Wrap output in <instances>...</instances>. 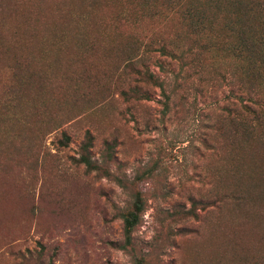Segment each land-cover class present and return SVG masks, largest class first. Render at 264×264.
I'll return each mask as SVG.
<instances>
[{"label":"rangeland","instance_id":"374dc122","mask_svg":"<svg viewBox=\"0 0 264 264\" xmlns=\"http://www.w3.org/2000/svg\"><path fill=\"white\" fill-rule=\"evenodd\" d=\"M0 264H264V0H0Z\"/></svg>","mask_w":264,"mask_h":264},{"label":"trees","instance_id":"16d2710c","mask_svg":"<svg viewBox=\"0 0 264 264\" xmlns=\"http://www.w3.org/2000/svg\"><path fill=\"white\" fill-rule=\"evenodd\" d=\"M249 52V61L250 64L253 66L256 61L254 60L253 57H251V55L255 54V52L253 51V49L251 48H246ZM89 139V137H88ZM88 148H89V143H86L82 146V154L79 156V161L84 164L87 168L93 169L95 168L93 161L91 159V157L89 156V152H88ZM138 211H132L129 212L128 214H126L123 217V226H124V234L125 235H129V233L131 232V230H133V228L135 227V225L138 224Z\"/></svg>","mask_w":264,"mask_h":264}]
</instances>
